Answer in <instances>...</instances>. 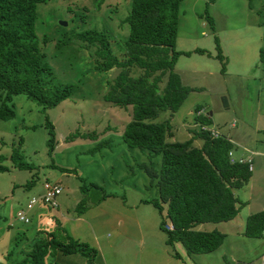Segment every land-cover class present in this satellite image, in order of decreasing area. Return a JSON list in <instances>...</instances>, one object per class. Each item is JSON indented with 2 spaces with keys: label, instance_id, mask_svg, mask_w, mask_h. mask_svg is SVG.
<instances>
[{
  "label": "rangeland",
  "instance_id": "374dc122",
  "mask_svg": "<svg viewBox=\"0 0 264 264\" xmlns=\"http://www.w3.org/2000/svg\"><path fill=\"white\" fill-rule=\"evenodd\" d=\"M129 7L130 0H43L36 4L34 38L43 54L41 59L51 67L54 81L74 85L68 97L44 110L23 94H14L12 104L22 97L36 108L14 104V115L0 119V154L6 155L0 162L7 167L0 171V261L15 264L26 255L35 234L45 231H53L62 240L69 234L96 250L91 263L78 250H56L45 257L46 264H79L80 260L84 264H168L176 259L170 258L174 257L173 244L164 238L162 248L163 236L159 239L155 235L160 213L150 202L140 200L157 197L154 181L140 163L158 168L159 154L148 156L136 147L120 145L113 131L99 137L110 138L108 145L67 137L73 131L121 126L127 118L122 107L102 99L108 81L119 69H94L95 45L78 33L86 29L106 33L112 52L123 56L128 32L123 18ZM204 10L213 17V29L198 15ZM216 39L226 60L224 72L219 71L217 59L206 52L179 56L177 67L183 83L194 89L173 115L168 110L158 112L157 120L170 116L173 135L167 140L189 136L180 118H189L195 106L211 112L207 123L218 131L229 130L232 122L255 138H263L253 127L260 126L256 111L264 110V65L258 58L259 47L264 48V0H214L207 7L205 0H180L175 47H202L213 52ZM135 69L132 75L138 73ZM190 70L193 77L185 78ZM222 96L227 106L222 104ZM45 118L53 126L52 151L46 145ZM19 136L23 139L22 158L31 168L11 167L8 155ZM198 142L192 143L197 146ZM80 143H84L82 148L71 147L75 150L69 151L70 146ZM44 181L61 187L54 203L42 201ZM103 193L108 195L100 198ZM31 197L35 200L26 207ZM81 199L87 209L76 215ZM20 209L26 220L18 218Z\"/></svg>",
  "mask_w": 264,
  "mask_h": 264
},
{
  "label": "trees",
  "instance_id": "16d2710c",
  "mask_svg": "<svg viewBox=\"0 0 264 264\" xmlns=\"http://www.w3.org/2000/svg\"><path fill=\"white\" fill-rule=\"evenodd\" d=\"M40 1L43 0H0V119L14 115L11 102L14 94H23L44 110L68 97L73 89L72 83L54 81L51 67L41 59L43 54L39 52L34 38L35 7ZM179 1L130 0L129 10L123 18L128 25V32L124 41V55L121 57L112 52L106 33L96 29L78 33L82 40L95 45L94 69H119L108 81L102 99L122 107L127 118L122 120L121 126L106 125L102 130L92 129L91 132L73 131L67 137L71 141L74 137V140H97V144L108 145L110 138L99 137L107 131H113L120 135L128 147L145 151L148 156L158 153V168L140 163L150 181H154L157 197L140 200L150 202L160 213L158 225L166 234L167 244L178 241L187 254H197L216 248L222 242L224 233L215 228L197 229L193 226L200 222L231 219L244 203L234 194L233 188L248 180L251 168L245 161H229L228 152L232 157L233 144L226 135L207 123L209 115L205 114L204 107L193 109L197 128H188L190 134L182 140H167L166 137L173 133L169 119H156L159 111H176L188 92L194 89L183 83L180 74L174 69L178 55H187L191 51L206 52L217 59L219 71L224 72L225 69V56L217 39L214 40L213 52L202 47L191 50L175 47ZM213 1L205 0L206 7ZM198 15L213 29L210 13L204 10ZM258 52V58L264 65V48L259 47ZM132 68H136L134 71L138 73L132 75ZM200 109L203 112L198 115ZM201 124L214 129L217 135L213 136L210 130H202ZM45 126L46 145L52 151L54 131L52 123L46 118ZM194 138L201 140L199 146L192 143ZM22 140V136H19L11 146L8 158L13 167L31 168V164L22 158ZM4 158L0 154V161ZM6 169V165L0 162V171ZM46 182L50 181L43 183ZM105 195L108 193L99 197L104 198ZM83 202L81 199L77 203V214L86 209L82 206ZM166 218L170 227L165 226ZM263 228L264 210H256L246 216L245 235L261 236ZM56 250L61 253L78 250L90 263L96 252L93 246L69 234L62 240L53 231H45L42 235L35 234L26 255L15 264H25L26 261L46 264L45 257ZM171 253L174 257H180L173 249ZM0 264L8 263L0 261Z\"/></svg>",
  "mask_w": 264,
  "mask_h": 264
},
{
  "label": "crops",
  "instance_id": "0c3cea01",
  "mask_svg": "<svg viewBox=\"0 0 264 264\" xmlns=\"http://www.w3.org/2000/svg\"><path fill=\"white\" fill-rule=\"evenodd\" d=\"M179 56L180 55H178L176 59L174 69L180 74L181 80L183 82V75L180 69L177 67ZM191 71L192 70L185 73V74L190 73V76H186L185 78L193 77ZM14 104L17 107H21L22 105L25 106L32 105L33 107H29V109L36 108L35 105L30 104V102H28L26 98H22V97L17 98ZM14 104H13V109H14ZM195 107H193V109H195ZM206 112L207 115L211 114V112L209 111ZM173 113L174 112H170V111L168 112L169 115L170 114L173 115ZM255 115L259 116L260 118L259 121L260 126L253 127V129H255L254 130L255 132L260 131V133L263 135L262 139L255 138L251 133L248 134L247 129H244L246 131V134H243L244 130H241L242 128H238L236 125L232 124V122L229 125V130H219L231 140L233 144L232 157L234 159H243V160L248 159L251 161V173L248 180L243 185L233 188L234 194L240 200L244 201V203L240 205L236 214L231 219L225 221H218V222H200L193 226L194 228H198V229L215 228L223 232L225 236L223 237L222 242L216 248H214L209 252L187 254L185 252L183 245L180 242L175 241L173 243L172 249L175 250L180 255V257L177 258V257H172L170 255V258H176V259L168 260V264H260L259 255L264 252V233H261L262 234L261 236H254V237L247 236L243 233L246 216L250 212L261 209L264 210V110L260 111L259 109L258 111H256ZM169 117L170 116H167L165 118L169 119ZM180 120L182 121V124L186 126L187 129L197 128L194 123L193 113L191 116H189V118L183 119V117H181ZM114 136L116 137V139H118L117 141H119L117 143L122 145L123 140L121 139L120 135L115 133ZM197 139L198 138H194L193 141H196ZM198 143H201L200 139ZM83 144L84 143H82V145ZM82 145L80 143L70 146L69 151L75 150V148H71V147L82 148ZM4 156L6 158V155ZM11 167L13 166L11 165ZM83 212L76 214L73 211V213L76 215H80ZM158 222L159 220L156 222V224ZM158 229L159 230H155L156 233L155 235L159 239L161 235L163 236L162 237V248H163L164 247L163 239L165 237L161 233L164 232L159 227ZM143 232L146 231L143 230ZM79 264H84V261L80 260Z\"/></svg>",
  "mask_w": 264,
  "mask_h": 264
},
{
  "label": "built area",
  "instance_id": "2783aa9c",
  "mask_svg": "<svg viewBox=\"0 0 264 264\" xmlns=\"http://www.w3.org/2000/svg\"><path fill=\"white\" fill-rule=\"evenodd\" d=\"M199 111L200 110H198L197 112H199ZM200 128L203 129V130L204 129H207V127L205 125H203V124L200 125ZM210 131H211V133L213 135H216V132L214 130L211 129ZM228 154H229V161H231V162L232 161H236V159H234L233 157H231L230 152H228ZM237 161H245V162L248 163V167L249 168L251 167V161L248 160V159L247 160L237 159ZM43 189H44V192H43V195H42V200L44 202L50 201L51 203H54L55 195L57 193H59L60 186L57 185V184H55V183H52V182H46V183H43ZM34 200H35V198L34 197H31L28 200V202L26 203V207H30L31 203ZM22 214L23 213H22V210L21 209L20 210H17L18 218L19 219H22V220H26L27 218L24 217ZM170 226H171L170 223L167 224V227H170ZM261 233H264V228L261 230ZM259 259H260V264H264V252L259 255Z\"/></svg>",
  "mask_w": 264,
  "mask_h": 264
},
{
  "label": "bare ground",
  "instance_id": "6f19581e",
  "mask_svg": "<svg viewBox=\"0 0 264 264\" xmlns=\"http://www.w3.org/2000/svg\"><path fill=\"white\" fill-rule=\"evenodd\" d=\"M203 112V109H200V111L199 112H197V114L199 115V114H201ZM205 113V112H204ZM206 114V113H205ZM212 128H210V127H207V129H204V130H211ZM203 130V129H202ZM212 130H214V129H212ZM215 131V130H214ZM216 132V131H215ZM213 135V134H212ZM216 135H217V132H216ZM216 135H213V136H216ZM43 201V200H42ZM44 202V201H43Z\"/></svg>",
  "mask_w": 264,
  "mask_h": 264
},
{
  "label": "water",
  "instance_id": "95a60500",
  "mask_svg": "<svg viewBox=\"0 0 264 264\" xmlns=\"http://www.w3.org/2000/svg\"><path fill=\"white\" fill-rule=\"evenodd\" d=\"M221 102L224 104V106H227V100L224 96L221 97Z\"/></svg>",
  "mask_w": 264,
  "mask_h": 264
},
{
  "label": "clouds",
  "instance_id": "9594fccd",
  "mask_svg": "<svg viewBox=\"0 0 264 264\" xmlns=\"http://www.w3.org/2000/svg\"><path fill=\"white\" fill-rule=\"evenodd\" d=\"M169 223H170L169 220H166L165 226L167 227V224H169Z\"/></svg>",
  "mask_w": 264,
  "mask_h": 264
}]
</instances>
